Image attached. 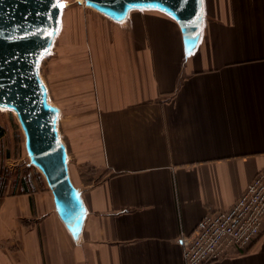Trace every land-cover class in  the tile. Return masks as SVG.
<instances>
[{
	"label": "crops",
	"instance_id": "1",
	"mask_svg": "<svg viewBox=\"0 0 264 264\" xmlns=\"http://www.w3.org/2000/svg\"><path fill=\"white\" fill-rule=\"evenodd\" d=\"M202 3L187 57L163 13L93 15L77 29L64 10L45 81L86 216L73 241L38 175L14 194L8 181L0 264H183L180 239L264 169V0ZM212 264H264V224L248 250Z\"/></svg>",
	"mask_w": 264,
	"mask_h": 264
},
{
	"label": "water",
	"instance_id": "2",
	"mask_svg": "<svg viewBox=\"0 0 264 264\" xmlns=\"http://www.w3.org/2000/svg\"><path fill=\"white\" fill-rule=\"evenodd\" d=\"M61 0H0V109L12 106L24 134L30 164L39 169L52 194L57 217L77 239L86 210L80 191L70 181L66 147L57 121L59 109L49 104L38 78V65L51 51L60 25ZM84 6L115 23L131 11L152 10L179 26L185 57L197 45L203 20L202 0H84ZM38 61V62H37Z\"/></svg>",
	"mask_w": 264,
	"mask_h": 264
},
{
	"label": "built area",
	"instance_id": "3",
	"mask_svg": "<svg viewBox=\"0 0 264 264\" xmlns=\"http://www.w3.org/2000/svg\"><path fill=\"white\" fill-rule=\"evenodd\" d=\"M264 224V169L226 211L205 214L182 237L183 264H212L230 252L243 253L259 238Z\"/></svg>",
	"mask_w": 264,
	"mask_h": 264
},
{
	"label": "rangeland",
	"instance_id": "4",
	"mask_svg": "<svg viewBox=\"0 0 264 264\" xmlns=\"http://www.w3.org/2000/svg\"><path fill=\"white\" fill-rule=\"evenodd\" d=\"M64 3L69 4L70 10L75 9V15L77 18H80L79 20L77 19V29L78 27L84 29L86 26L85 19L92 18L93 15L104 18L102 15H97L94 12L83 9L80 3H75V0H62L61 4ZM57 45L58 40H54L51 51L43 58L39 67L40 74L46 81L48 60L55 54V47ZM49 99L54 103L50 95ZM0 126L2 128V136L0 137V190H4L8 186L9 181L8 193L14 194L19 192V181L26 180L28 185H30V177L34 175H38L37 177L42 179L46 186L42 175L30 164L28 157L25 155L23 136L17 120L10 112L3 109H0Z\"/></svg>",
	"mask_w": 264,
	"mask_h": 264
},
{
	"label": "bare ground",
	"instance_id": "5",
	"mask_svg": "<svg viewBox=\"0 0 264 264\" xmlns=\"http://www.w3.org/2000/svg\"><path fill=\"white\" fill-rule=\"evenodd\" d=\"M62 1V0H61ZM61 1L60 2H58L57 3V8L59 9V10H62V8H63V10H62V16H61V20L64 18V19H67L66 18V14H67V12L66 13H64V10L66 9V11L68 10V7H69V4L68 3H64L63 4V7L62 8H60L59 6H58V4H61ZM84 0H75V3H80L81 5H82V7H83V9H85V10H89V11H91V12H94L95 14H97L94 10H92V9H90V8H87V7H85L84 6ZM98 15V14H97ZM100 15V14H99ZM61 24H62V22H61ZM61 26L62 25H60V29H61ZM60 29H59V31H60ZM59 31H58V33H59ZM58 33H57V35H58ZM57 35H56V37H57ZM55 37V38H56ZM55 38H54V40H55ZM42 61V60H41ZM41 61H40V63H39V65H38V68L40 67V64H41ZM38 62V61H37ZM38 78L43 82V84L45 85V87H46V89H47V93H48V102H49V104L50 105H52V106H54V107H57L58 109H59V113H60V108L56 105V104H54V103H52L51 101H50V99H49V92H48V86H47V83H46V81H45V79L42 77V75L40 74V71H38ZM1 109H3L4 111H8V112H10L13 116H14V118L17 120V122H18V115H17V112L14 110V108L12 107V106H5V108H1ZM18 124H19V122H18ZM20 127V126H19ZM20 130H21V132H22V136H23V150H24V152H25V155L27 156V154H26V150H25V143H24V134H23V131H22V129H21V127H20ZM58 134H59V132H58ZM60 137V136H59ZM60 139H61V141L63 142V140H62V138L60 137ZM63 144H64V142H63ZM65 145V144H64ZM28 157V156H27ZM37 171L40 173V171H39V169H37Z\"/></svg>",
	"mask_w": 264,
	"mask_h": 264
},
{
	"label": "trees",
	"instance_id": "6",
	"mask_svg": "<svg viewBox=\"0 0 264 264\" xmlns=\"http://www.w3.org/2000/svg\"><path fill=\"white\" fill-rule=\"evenodd\" d=\"M2 136V128L0 126V137ZM5 186V185H4ZM3 190V189H2ZM2 190H0V193L2 192Z\"/></svg>",
	"mask_w": 264,
	"mask_h": 264
},
{
	"label": "snow or ice",
	"instance_id": "7",
	"mask_svg": "<svg viewBox=\"0 0 264 264\" xmlns=\"http://www.w3.org/2000/svg\"><path fill=\"white\" fill-rule=\"evenodd\" d=\"M58 6H59L60 8H62V7H63V4H58Z\"/></svg>",
	"mask_w": 264,
	"mask_h": 264
}]
</instances>
